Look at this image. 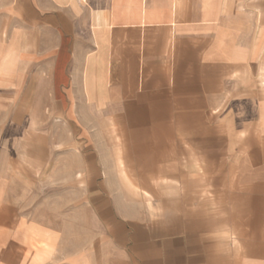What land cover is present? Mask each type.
Here are the masks:
<instances>
[{"label": "crops", "instance_id": "obj_1", "mask_svg": "<svg viewBox=\"0 0 264 264\" xmlns=\"http://www.w3.org/2000/svg\"><path fill=\"white\" fill-rule=\"evenodd\" d=\"M64 154L85 244L0 176V264H264V0H0V173Z\"/></svg>", "mask_w": 264, "mask_h": 264}, {"label": "rangeland", "instance_id": "obj_2", "mask_svg": "<svg viewBox=\"0 0 264 264\" xmlns=\"http://www.w3.org/2000/svg\"><path fill=\"white\" fill-rule=\"evenodd\" d=\"M34 110H32L33 114ZM36 110L35 116L32 115V121H37L40 116L37 114ZM54 132V128L51 125H31V133L38 132ZM17 131H15L16 133ZM31 141V142H30ZM25 142V154L28 153V148H32L33 145L39 144L41 141L30 140ZM101 141H99L100 143ZM30 143L31 147L27 148V144ZM47 145L53 146L54 141L49 140L46 142ZM119 143L116 141V145ZM54 149L53 147H51ZM34 153V151H31ZM61 160V158H58ZM59 163H61L59 161ZM72 163V158L69 155H63L62 157V167L59 168L57 173L48 172L42 174V176H36L33 174H27L21 169H15L16 171L10 174V168H1L4 170L0 173L2 181L6 182L5 190V203L2 205V209L9 214L10 218V202L11 206L15 209V212L19 213H30L33 218L47 219L48 223H55L54 216L55 214H62V221L57 220V223H62L64 230L70 227V214H73V219L79 225V236L78 242L80 247L85 244L86 235L82 229H84L89 223L88 221V212L85 206V196L86 190L84 188V179L82 175H79L77 186L71 181V174L69 173L70 166ZM81 163V162H80ZM49 166L55 164V155L50 153L48 158ZM126 169V170H125ZM52 170V169H51ZM123 179L129 184L132 188L129 192L136 193L139 190L135 189L131 182L140 181L141 178H136V173L128 172V168H121ZM125 170V172H124ZM121 174V175H122ZM141 177V175L139 176ZM10 180L14 182L15 185L11 188V197L10 198ZM11 200V201H10ZM10 222V221H9Z\"/></svg>", "mask_w": 264, "mask_h": 264}]
</instances>
